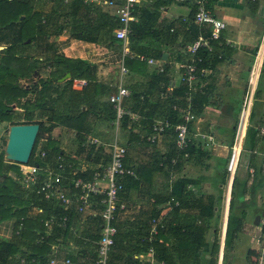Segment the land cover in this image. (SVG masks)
<instances>
[{
    "label": "crops",
    "instance_id": "obj_1",
    "mask_svg": "<svg viewBox=\"0 0 264 264\" xmlns=\"http://www.w3.org/2000/svg\"><path fill=\"white\" fill-rule=\"evenodd\" d=\"M74 1L32 0L31 3L35 10L47 12L51 8L57 9L59 14L62 7H68ZM81 1L90 9L94 7L113 16L116 4L122 3V0H112L116 2L114 5L104 4L105 0ZM192 9L190 3L178 4L170 0H140L134 5L130 29L131 25L136 28L140 38L136 44H131L138 52L133 55L145 59H139L144 67L134 72L124 65L125 58L132 56L128 38L126 42L115 39L98 45L70 38V30L65 28L56 34L53 50L56 55L81 60L94 70L95 82L103 87L105 95L99 98V102H107L108 93L115 94L121 84L133 95L147 98L152 118L160 120L166 114L161 109L164 100L185 85L181 81L183 67L191 58L187 47L197 37H207L206 28L192 25ZM208 9L215 19L225 23L220 45L215 43V58L209 62L207 72L197 75L190 89L185 85L184 102L175 97L179 104L173 105L180 106L179 115L189 106L196 117L189 126L191 143L186 160L161 165L164 158L175 156L173 131H166L155 143L147 142L151 130L140 118L143 112L132 111V103L126 105L127 112H132L137 119L126 126L122 121L115 125V121L98 120L102 115L98 106L93 117L87 120L83 142L71 130L74 138L69 144L51 137L54 145L74 166L75 177L70 179H89L96 167L108 161V148L114 140L126 148L124 161L136 177L127 182L119 195L116 215L119 231L115 238L116 250L111 253L109 264H211L205 246H200V252H196L194 243L206 245L207 249L215 245L213 264H256L257 239L264 218V0H213ZM98 25L101 23L96 22ZM29 48L31 55L43 56V50L35 43L29 44ZM258 53L261 58L256 67L244 151L233 186L227 193V157ZM160 55L162 59H159ZM147 60H152L153 64ZM121 67L128 70L125 76H121ZM82 81L74 80L72 88L80 90L85 85L81 84ZM91 148H94L92 153ZM98 150L102 152L95 153ZM250 169L254 171L252 176ZM65 178V182L69 181ZM181 182H184L183 195L177 197L181 192L177 185ZM70 210L86 226H93L94 220L100 218L98 208L88 210L82 216L75 207ZM156 212L158 215L154 220L162 223L164 229L155 248L152 243L157 228L151 218ZM16 225L13 219L2 222L0 241H10ZM188 229H202V237L187 241ZM183 245H188L187 251L192 253L190 260L181 250ZM192 246L195 253L191 251ZM57 249V245L51 246L49 262L54 258L58 261L56 264H65L66 260L69 264L90 263V249L84 247L82 250L77 248L74 253H56ZM79 250L80 256H76Z\"/></svg>",
    "mask_w": 264,
    "mask_h": 264
},
{
    "label": "trees",
    "instance_id": "obj_2",
    "mask_svg": "<svg viewBox=\"0 0 264 264\" xmlns=\"http://www.w3.org/2000/svg\"><path fill=\"white\" fill-rule=\"evenodd\" d=\"M31 1L0 0V43L11 40V43L6 48L0 50V124L10 123L11 126L39 125V132L29 164L38 166L41 170L39 176L42 177L45 169L56 168L59 159L62 158L65 165L64 175L70 181V178L75 177L73 174L74 166L65 158L62 151L54 145L50 134L55 128L63 127L75 131L76 136L83 142L87 120L89 117H93L95 108L101 107L102 115L98 120L107 122L115 120V111L113 105L108 101L111 96L109 95L110 92L108 93L107 102L103 100L99 102V98L104 93L102 92L103 87L95 82L94 70L81 60L56 55L53 45L48 43V38L57 36L56 34H59L61 30L68 28L70 30L69 37L72 39L98 45L106 40L114 42L113 32L120 26L119 19L116 15L101 13L100 10L94 7L90 9L83 5L81 0H75L70 6L62 7L59 14L57 9L53 10L50 8L47 12L35 10ZM212 3L213 0H209L208 6L210 7ZM192 10V14H194V8ZM133 14L134 16L136 15V9ZM96 22H100L101 25L96 26ZM191 23L196 26L193 23V19ZM53 26L54 30L49 31ZM205 31V35L208 37L209 28H206ZM139 38L136 28L131 25L128 42L132 56L126 57L124 60L125 67L131 72L144 67L138 57L134 56L138 52L131 45L132 42L136 44ZM25 41L39 46V49L43 50L41 52L43 56L36 57V53L31 55L23 45ZM213 45L214 49L212 52L206 49L198 50L196 57L200 60L197 63L199 73L203 68L208 69L210 67L209 62L214 61L215 44ZM159 59H162L161 55ZM190 62L191 58L186 64L188 65ZM41 66L49 68L46 80L40 79L33 87H21L19 85V80L28 79L37 74V69ZM66 74H70V78L63 83H58ZM74 80H83L85 85L80 90H74L72 88ZM186 92L187 87L183 85L176 89L170 95L171 97L164 100L165 103L161 109L166 114L160 120H166L173 125L179 123L180 106L177 105L175 107L173 105L179 104V102H176L175 97L181 98V101L184 102ZM131 103L134 107L132 111L143 112L144 115H141L140 118L146 121V125L151 130V126L156 119H153V115L150 114L152 109L149 100L137 94L133 95L130 92V97L124 104L126 111V105ZM20 111L21 113H19ZM131 114L133 113L131 112ZM121 121L123 122L122 125L126 126L127 123L131 122V119L128 115H125ZM189 150L190 146L187 150L188 156ZM40 152H44V157L34 161V155ZM92 152H94V148H91L90 153ZM101 152L102 150H98L95 153ZM174 153V157H166L165 162H168L167 164L170 165V160L173 158L177 160L176 164L186 160L183 157V153L176 151L175 148ZM108 158L104 165L96 167L91 173L105 168L110 162V156ZM131 180L130 177L124 178L123 190L127 182ZM20 182V165L5 161L4 153H0V224L12 219L16 222L17 228L20 224L19 233L17 235L14 233L10 241H0V264H49L48 259L51 257L52 245H57L56 253L59 251L60 253L62 251L74 253L77 248L82 250L84 247L85 249H90L92 256L89 264H93L96 259V242L99 239L101 219L97 218L94 220L93 226L89 224L86 226L81 222L80 217H76L71 213V210L64 211L58 204L44 201L37 194L36 187L26 189ZM177 186L181 190L177 197H180L183 195L184 182L179 183ZM37 208L41 209L43 213L39 215L34 213ZM118 209L119 207H117L115 219L112 223L117 230L116 235L119 231L116 225ZM49 215H54L58 218L67 216L68 221L63 225L56 223L48 231L43 221ZM157 215V212L154 213L151 221L156 219ZM156 228L157 233L152 243L155 248L157 239H159L158 236L162 233L164 225L161 223ZM185 232L183 234H186ZM202 234V229H196L195 231L188 229L187 241L201 238ZM41 238L43 239L40 240ZM194 246H197V251L192 246L193 249L191 251L193 253L195 251L200 252V246H205L204 250L210 254V262L213 264L212 258L215 256V245L211 249H207L206 245H201V243L197 245L194 243ZM181 248L183 252H186L185 257L190 260L192 253L187 251L188 245H183ZM114 249L116 250L115 239L112 252ZM158 251L163 252L160 249ZM75 255L80 256V250Z\"/></svg>",
    "mask_w": 264,
    "mask_h": 264
},
{
    "label": "built area",
    "instance_id": "obj_3",
    "mask_svg": "<svg viewBox=\"0 0 264 264\" xmlns=\"http://www.w3.org/2000/svg\"><path fill=\"white\" fill-rule=\"evenodd\" d=\"M140 0H122V3L116 4L115 15L119 19L120 26L114 30V38L118 41L126 42L131 32L130 23L133 21L132 9L134 5L138 4ZM178 4L190 3L194 8L193 23L201 28H209L208 37H199L191 45L187 47V52L191 56V62L184 66V73L181 81L189 89L193 82L196 80L197 75H204L207 69L203 68L200 73L197 70V63L200 62L196 54L199 49H206L212 52L215 43L219 44L220 34L225 29V23L215 19L208 9L209 0H170ZM116 2L112 0H105L104 4L114 5ZM264 41V38H263ZM127 51V50H126ZM260 53H258L255 62V68L250 73V79L248 84V91L244 96L242 107L238 116V121L235 128V135L233 143L229 149L227 163H226V191L230 192L233 182L235 180L237 171L241 163V157L244 151V143L246 139V132L249 125L251 107L255 92V80L257 78V69L260 65ZM140 61L145 60L139 57ZM147 63L153 64L152 60H147ZM128 70L121 67V76H125ZM85 84L84 81L81 82ZM130 97V92L121 84L117 87L115 94L111 95L108 101L113 105L115 111V125H118L125 115H128L131 120L137 119V117L124 109V104ZM196 117L190 110V107H186L179 116V123L176 125L171 124L168 121L156 120L152 124L150 134L147 136L146 141L149 143H155L156 139L168 130H172L174 133V146L176 151L182 152L184 159L188 158L187 150L190 146L189 140V126L195 121ZM96 143V141H94ZM44 152H40L34 155V161L44 157ZM126 155V148L121 146L116 140L109 146V164L102 170H96L91 174L89 179H71L66 181L64 171L65 165L62 158L59 159V163L54 169H45L44 175L39 176L40 168L34 164L20 165V183L24 188L36 187L37 194L42 197L44 201L49 203L58 204L64 211H70L72 207H75L78 215L82 216L86 214L88 210L100 209L99 217L101 219V227L99 233V239L96 242V259L93 264H108L109 256L114 246V239L117 233L116 228L113 226L115 219V212L118 207L119 193L123 190V180L126 177L135 178V173L132 169L127 168L124 163ZM166 158L162 160L161 165L164 164ZM176 159L170 160V164H176ZM252 176L253 169L249 170ZM41 177V178H40ZM98 198V201L95 199ZM34 213L42 214L43 211L37 208ZM60 218V219H59ZM56 217L49 215L43 221L44 226L48 231L51 230L52 225L59 223L63 225L68 221L67 216ZM155 227L160 225L157 220H153ZM260 232L257 239L259 244V251L257 255L256 264H264V218L261 222ZM20 230L16 228L15 234L17 235ZM41 238L40 240H42ZM149 252H152L150 249ZM22 262V261H21ZM23 263V262H22ZM50 264L58 263L57 259H52ZM65 264H69L66 260Z\"/></svg>",
    "mask_w": 264,
    "mask_h": 264
},
{
    "label": "water",
    "instance_id": "obj_4",
    "mask_svg": "<svg viewBox=\"0 0 264 264\" xmlns=\"http://www.w3.org/2000/svg\"><path fill=\"white\" fill-rule=\"evenodd\" d=\"M23 19V17H21ZM29 43V41H26ZM4 48H1L3 50ZM166 60V54L163 55ZM70 78V74H66L61 78L58 83H63ZM39 132V125H13L9 128L6 146H5V159L8 162L17 165H26L31 158L35 141ZM259 220V217H256Z\"/></svg>",
    "mask_w": 264,
    "mask_h": 264
},
{
    "label": "rangeland",
    "instance_id": "obj_5",
    "mask_svg": "<svg viewBox=\"0 0 264 264\" xmlns=\"http://www.w3.org/2000/svg\"><path fill=\"white\" fill-rule=\"evenodd\" d=\"M53 27L50 28L49 31H52L54 30ZM55 38L56 36H52L50 38H48V43H50L51 45H56V42H55ZM11 40H9L8 42H1L0 43V50L1 48H6L11 42ZM26 43V41L24 42ZM25 49L27 51H29V53L32 51L30 50L29 48V44H23ZM48 71H49V68H46V66H41L39 69H37V74H34L33 76H31L30 78L28 79H22V80H19V85L21 87H33V85L37 84L38 81L40 79H43V80H46L47 77H48ZM21 113V111L19 112ZM11 127V124L10 123H2L0 124V153H4V160L6 161L5 159V146H6V141H7V136H8V132H9V128ZM53 133H55L53 135ZM50 137H54V138H58V139H61L62 143H71L73 141V135L72 133L69 132V130H67L66 128H55L52 133L50 134ZM111 143V142H110ZM65 145V144H63ZM109 150V148H108ZM8 162V161H7Z\"/></svg>",
    "mask_w": 264,
    "mask_h": 264
}]
</instances>
